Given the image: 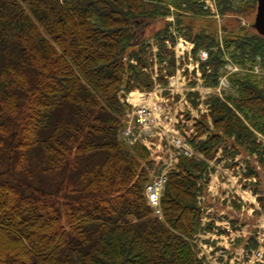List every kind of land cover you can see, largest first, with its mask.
Wrapping results in <instances>:
<instances>
[{
    "label": "trees",
    "instance_id": "1",
    "mask_svg": "<svg viewBox=\"0 0 264 264\" xmlns=\"http://www.w3.org/2000/svg\"><path fill=\"white\" fill-rule=\"evenodd\" d=\"M169 6L173 22L137 35ZM204 12L198 0H0V264H203L191 238L206 164L179 155L162 217L153 215L143 190L152 162L143 146L119 137V94L151 88L148 37L157 80L165 82L162 66L174 71L164 43L170 26L208 50L201 71L204 84L215 85L222 54ZM196 20L203 21L195 27ZM243 29L223 26L229 55L264 56V36ZM229 83L224 100L205 99L189 142L204 157L217 147L229 157L255 155L264 169V142L254 132L264 138V78L232 73Z\"/></svg>",
    "mask_w": 264,
    "mask_h": 264
},
{
    "label": "rangeland",
    "instance_id": "2",
    "mask_svg": "<svg viewBox=\"0 0 264 264\" xmlns=\"http://www.w3.org/2000/svg\"><path fill=\"white\" fill-rule=\"evenodd\" d=\"M237 3H235L234 5L230 3L229 0H227L226 5H228V7L231 8H225L224 11H220V8L217 4V0H211V2H216V6L212 5L211 7H209L208 9L204 10V14H202L203 17H206L208 19H210L211 24H215V28L218 32L219 27L221 28V31H223V26H227V28L232 29V30H236L238 27L244 28L243 31L246 28H249V24H251L254 21V16H255V7H254V11H252L251 13L249 11H246L245 13H241L238 10L239 5H249L252 4V0H236ZM170 9V13H168L167 16H164L163 19L161 20H155L153 22H151L147 28L143 29L142 31H140L137 35L139 37H145L147 35H150L159 25H161V23L165 20V19H170L172 16V10L173 7L169 6ZM207 15V16H206ZM203 20H196L194 25L199 26L202 23ZM248 23V25H246ZM249 30V29H248ZM181 44H185V43H181ZM186 45V44H185ZM183 46V45H182ZM199 51V50H198ZM196 52V56L197 53ZM194 53V52H192ZM222 76V77H221ZM219 78V83H221L222 79H224V81H229V76L227 77L226 73H222ZM256 77V76H255ZM258 79V78H257ZM170 83V82H169ZM177 86V84L175 83H170L169 87H165L167 90H171L172 92H177L178 91L175 89ZM225 89V90H224ZM161 88H157V91H160ZM169 90V91H170ZM189 90V87L186 85L184 87L180 88V95H183L186 93V91ZM221 92H225L226 94L228 93H232L233 91L231 90V87L228 86V88L225 85H219L217 87H201L200 89V94L201 92L204 94V96L206 94H220ZM150 94H153V92H150ZM146 98L147 101L149 102V104L151 105L150 107H154L155 108V112H154V116L157 119V121H153L149 124V127H151L153 130L157 131L156 133L158 134L153 135L152 137H150L149 139L152 140V142H156L159 141L160 139H162V152H166L170 146H174L173 144V140L171 139V137L173 136L174 132H178L182 134V131H180L179 127H173V130H171V120H172V116L169 114L168 110L164 109L163 104L162 108L159 110L158 112V108L159 106L157 105L158 103H160V100L157 97H153L149 94H146ZM173 101H171V103H168V107L170 108V113L174 114V113H178L181 115H183L184 113V107L182 106V110H178L180 107L179 105L176 103L173 104ZM233 106V105H232ZM171 107L174 108V110H171ZM234 108V107H233ZM196 111L195 110H190V115H195ZM184 116V115H183ZM156 123H158V126L162 125L161 127L156 126ZM248 126L250 128H252L249 124ZM160 130V131H159ZM255 131V130H254ZM183 135V134H182ZM257 137L262 140L264 142V138L260 135V134H256ZM189 145V144H188ZM191 146V145H189ZM192 147V146H191ZM181 151L184 153V150L182 148H180ZM155 148L153 149L154 152ZM194 156L195 157H201L200 154H198L195 150H194ZM252 158H255V155L251 156ZM245 158V157H243ZM206 160V158H205ZM251 160V159H250ZM257 160V159H256ZM255 162V161H254ZM206 163V162H205ZM209 168H213V171H210L208 169V167L206 166L208 172V192L205 188L204 191H206L207 193L202 197L203 203L204 204H211L208 205L207 207L212 206L215 211L213 213L214 216L216 215H220V219H222V217H224L225 219L228 220V218L233 222V223H239L241 224L240 226H243V230H246V232L248 233L250 231V227L251 224H255V219L258 217L257 219V223L256 225H258V223L261 221V219H264V211L260 212L259 208H258V212L255 209V212L253 211V216H251L252 214L247 213L248 209H249V204L247 202H242L237 200L238 196L237 194L239 192H241V194L243 195L244 193L242 192V188H240V183L237 181V174L235 173L233 167H231L232 170H230V167H223V169L217 165L219 164L218 161H216V164H213L212 161L208 162ZM260 177L263 181V184L260 183V185H262L263 191H264V173H260ZM209 193V194H208ZM249 194H244V198H248L249 200L246 201H250V197L247 196ZM251 197L254 198V194L250 195ZM220 198H226L223 201H219ZM233 199L231 202V206H229V203L226 204L224 201H229V199ZM264 198L262 197L259 200V203H263ZM264 210V208H263ZM198 222L200 223L199 219ZM253 226V225H252ZM206 249H204V253L202 251V249H200L198 252H196L198 257L201 256H206ZM211 255H213V253H211ZM208 260L209 264H222L219 263L218 261H215L211 258H208L206 256V259ZM239 261H237L235 264H246V261L242 262V259L239 257L238 258ZM207 262V261H206ZM207 262V263H208ZM204 264V263H203ZM224 264V263H223Z\"/></svg>",
    "mask_w": 264,
    "mask_h": 264
},
{
    "label": "built area",
    "instance_id": "3",
    "mask_svg": "<svg viewBox=\"0 0 264 264\" xmlns=\"http://www.w3.org/2000/svg\"><path fill=\"white\" fill-rule=\"evenodd\" d=\"M179 49L180 50L178 51V55L181 56V60L184 61V58H183L184 49L183 48H179ZM205 56H206V52L200 51V58L203 59ZM188 59L190 60L191 58L188 57ZM184 66H187V68H189L188 70L190 71V69L192 67L197 66V63L192 64L189 62L188 64H184ZM231 69H236V67L232 66ZM181 70H183V68H181ZM189 77H190L189 74L186 77L185 74H181L178 71L175 76H173L169 79V82L177 84L175 89L177 91H179L180 88L186 83L185 81L190 79ZM170 83H169V86H170ZM146 94H149L153 97L155 96L160 100V103L157 104L159 106L158 112L162 108L161 104H163L164 109H166V103H165L166 100L165 99L156 96L154 93L153 94H150L149 92L138 93V98H137L136 103H135V113H136V120L138 123L139 132H140L139 134L146 132V131H150L151 127H149V124L153 121H157V119L154 116L155 108L150 107L151 105L147 101ZM170 125H171V130H173V127H177L172 120H171ZM156 126H158V123H156ZM161 126L162 125H160L158 127H161ZM178 127H179L180 131H182V133H183L185 130L184 127L181 125ZM128 134H129V130L126 129L124 131V136L126 137V135H128ZM171 139L173 140L174 146L178 147L179 149L182 148L184 150L185 154L190 153V150H189V148L185 142V137L181 134V132L180 133L174 132ZM160 146H162V144L158 146V148L160 150H162ZM166 164H168V163H166ZM165 178H166L165 173H164V171H162V173H160V175L158 177H156L150 184L147 185L146 194H147V197H148V200L150 203H152L154 205L157 203L158 198H159L161 191H162V187H163V183L165 181ZM259 229H260V231H262L261 234H259V236H258L259 239L261 240L264 238V219H261V221L259 222ZM260 258H261V249H258L255 252L251 253V255L249 256L248 262L250 263V262H254L255 260H260ZM237 260H238V258H237Z\"/></svg>",
    "mask_w": 264,
    "mask_h": 264
},
{
    "label": "water",
    "instance_id": "4",
    "mask_svg": "<svg viewBox=\"0 0 264 264\" xmlns=\"http://www.w3.org/2000/svg\"><path fill=\"white\" fill-rule=\"evenodd\" d=\"M252 27H254L259 34L264 35V0H257V7Z\"/></svg>",
    "mask_w": 264,
    "mask_h": 264
}]
</instances>
